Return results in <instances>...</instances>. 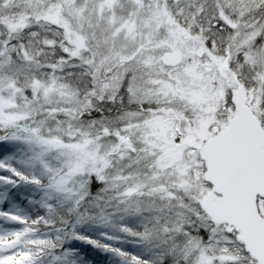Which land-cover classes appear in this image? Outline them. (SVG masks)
Segmentation results:
<instances>
[{
  "label": "snow or ice",
  "instance_id": "snow-or-ice-1",
  "mask_svg": "<svg viewBox=\"0 0 264 264\" xmlns=\"http://www.w3.org/2000/svg\"><path fill=\"white\" fill-rule=\"evenodd\" d=\"M0 264H264V0H0Z\"/></svg>",
  "mask_w": 264,
  "mask_h": 264
}]
</instances>
